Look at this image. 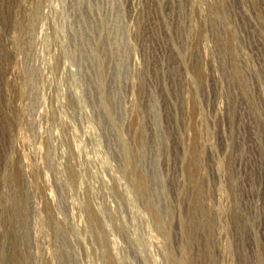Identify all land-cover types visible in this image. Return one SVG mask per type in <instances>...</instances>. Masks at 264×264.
<instances>
[{"label":"rangeland","instance_id":"1","mask_svg":"<svg viewBox=\"0 0 264 264\" xmlns=\"http://www.w3.org/2000/svg\"><path fill=\"white\" fill-rule=\"evenodd\" d=\"M0 264H264V0H0Z\"/></svg>","mask_w":264,"mask_h":264}]
</instances>
